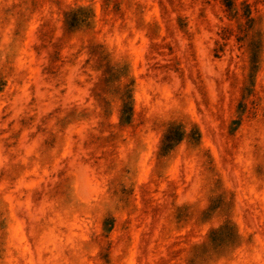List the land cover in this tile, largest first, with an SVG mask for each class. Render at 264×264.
<instances>
[{
  "label": "clouds",
  "instance_id": "clouds-1",
  "mask_svg": "<svg viewBox=\"0 0 264 264\" xmlns=\"http://www.w3.org/2000/svg\"><path fill=\"white\" fill-rule=\"evenodd\" d=\"M116 2L38 0L42 6L38 13L39 25L43 26L41 33L48 53L52 52L54 45L57 49L67 45L64 59L74 61L66 62L60 71V77L68 82L69 92L60 96V89H54L51 101L42 109L41 114L58 110L49 125L56 126L54 132L59 131L60 124L74 130L73 121L79 119L82 110L93 107L89 90L101 73H91L92 80L86 83L88 69L83 67L84 61L92 55V49L95 50L97 66L99 61H105L104 68L111 74H125V62L111 63V48L99 47V44H111L115 39L108 34V28L104 27L97 38L98 43L93 40L102 27V17ZM11 3L12 0H0V8ZM89 7L94 13L82 10ZM186 15L190 17L187 32L195 35L200 26L196 10ZM221 16L224 17L223 24L209 14L212 30L205 31L200 27V34L195 35L198 70L208 86L207 98L213 105L230 90V81L225 76L226 64L212 59L213 41L219 39L216 32L220 27L238 29L244 49H247L246 55L264 60V0H234L230 14L221 11ZM173 26L176 31L174 40L178 42L177 55L187 58L192 51L189 36L176 28L174 18ZM39 43L35 36L26 42L27 47L20 39L13 44L7 35L0 39V80H7L9 90L18 87L15 81L22 78L21 68L31 66L24 55L14 57L13 53L19 51L30 55L31 44ZM82 43L84 52L74 55ZM10 44L13 47L10 48ZM119 51L122 54L125 49L121 47ZM42 63L48 64L47 53ZM134 63L133 76L136 75ZM210 68L216 70L210 71ZM163 75L170 77L168 90L163 95L158 86L148 89L151 92L148 95L142 87L130 82L119 92L109 91L111 108L106 111L110 110L115 117L110 121L114 147L108 162L93 169L98 191L80 205L86 221L83 229L87 244L85 259L92 258L89 264L93 260L96 264H148L149 259L162 258L161 264H167L169 254L163 249L173 240H181L180 233L185 224L199 220L209 224V228L192 241L190 252L181 264H208V258L213 255L220 257L216 264H228L224 258L237 245V252L245 258L246 264H264V239H261L264 237V125L254 121L251 126L241 123L248 114L240 111L235 114L236 123H231L236 135L229 136V122L222 123L207 111L197 115L193 100L201 101L203 107L207 99L202 100V93L197 91L198 82L194 84L185 80V86H182L180 74ZM76 80L84 86L77 87ZM38 95L42 100L43 95ZM86 97L87 104L84 103ZM246 97L247 86L241 89V102ZM27 99V91L23 97H17L25 104ZM3 107L4 103L0 101V109ZM99 113L97 107L93 118L88 121L89 131H95L97 121L103 119ZM104 135L109 136V132ZM240 141L243 146L237 150L235 145ZM15 152L16 149H9L10 154ZM8 158L4 154V144L0 142V169ZM71 178L69 172L61 178L62 183L70 184ZM138 194L142 197L139 206ZM132 220L139 225L141 239L131 238L135 225L130 228L127 221ZM153 228L158 233L156 237L152 236ZM130 251L133 253L131 257L128 256ZM171 255L176 252L172 251Z\"/></svg>",
  "mask_w": 264,
  "mask_h": 264
},
{
  "label": "rangeland",
  "instance_id": "rangeland-1",
  "mask_svg": "<svg viewBox=\"0 0 264 264\" xmlns=\"http://www.w3.org/2000/svg\"><path fill=\"white\" fill-rule=\"evenodd\" d=\"M233 4L234 0H117L111 4V11L102 17V27L93 40L97 41L104 27L108 28V34L115 39L111 44L103 43L99 47L105 50L111 48V63L125 62V74H111L104 68L105 61H99L97 66L95 50L92 49V55L84 61L83 67L88 69L85 72L88 77L86 83L91 82V73H101L89 90L93 107L82 110L79 119L73 121L74 130L70 131L58 120V132L53 131L55 125L49 126L58 110L41 113L51 101L54 89H60V96L69 92L67 80L60 77L64 64L74 63L71 59H64L67 45L59 49L54 45L52 52L48 53L41 33L43 26L39 25L38 13L42 6L38 0H12L10 6L0 8V39L7 35L13 44L20 39L25 47L32 36L40 41L39 44H31L30 55L19 51L13 53L14 57L24 55L31 63L30 67L21 68L22 78L15 81L18 87L9 90L7 80H0V101L4 103L3 109H0V125H5L0 127V138H3L0 142L4 144V154L9 157L0 169V264H89L92 258L85 259L87 244L83 229L86 221L80 212V205L85 198L98 191L93 169L107 163L113 151L110 121L115 117L110 110L106 111L111 108L109 91L119 92L130 82L142 87L148 95H151L148 89L158 86L163 95L170 83V77L163 74L175 72L181 75L182 86H185V80L194 84L198 82L200 87L197 91L202 93V100L207 98L208 86L198 70L195 35L200 34V27H204L205 31L212 30L209 14L223 24L221 11L229 15ZM82 10L94 13L90 7ZM193 10H196V20L200 22L195 35L187 32L190 17L186 14ZM173 18L176 28L189 36L192 51L187 58L177 55ZM216 35L219 39L213 41L212 59L226 64L229 93L221 97L216 105L210 98L206 99L203 107L201 101L193 100V103L197 115L207 111L222 123L229 122V136H235L231 123H236L234 117L237 112L248 114L241 123L251 126L254 121L264 125V60L246 55L247 49H244L238 29L220 27ZM121 47L125 49L122 54L119 51ZM84 49L82 43L74 55L83 53ZM46 53L47 65L42 63ZM237 60L240 61L238 64ZM133 62L134 76L131 75ZM74 83L80 88L84 86L79 80ZM246 86L247 97L241 102V89ZM24 91L29 96L26 104L24 100H17V97H23ZM38 93L43 95L42 100ZM84 103H88L87 97ZM97 107L103 119L97 121L95 131H89L88 121L93 118ZM17 111L19 115H16ZM106 131L109 136L104 135ZM242 146L240 141L235 148L240 150ZM9 149H16L17 152L10 154ZM13 160L18 163L13 164ZM69 172L72 174L71 182L64 185L61 178ZM136 199L139 206L142 197L138 194ZM127 223L130 228L135 225L131 238L141 239L142 233L136 221ZM183 227L181 240H173L169 247L163 249L169 254L167 264H181L190 252L192 241L207 232L209 224L192 220ZM157 235L153 228L152 236ZM238 247H233L224 258L228 264H246L245 258L237 252ZM172 251L176 255H171ZM132 255L130 251L128 256ZM218 259L220 257L210 256L208 264H216ZM161 261L162 258L149 259L148 264H161ZM92 264L96 262L93 260Z\"/></svg>",
  "mask_w": 264,
  "mask_h": 264
}]
</instances>
